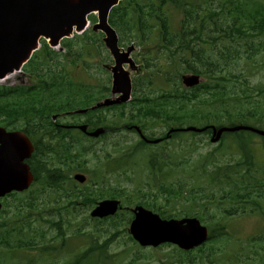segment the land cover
I'll return each mask as SVG.
<instances>
[{"label":"trees","instance_id":"16d2710c","mask_svg":"<svg viewBox=\"0 0 264 264\" xmlns=\"http://www.w3.org/2000/svg\"><path fill=\"white\" fill-rule=\"evenodd\" d=\"M110 23L120 33L121 41L134 42L137 46L147 50L142 57L146 62V67L151 69L154 76L160 78L161 84L166 82L165 101L164 96H151L153 92L147 95L138 94L140 91L143 92L141 90L143 84L140 80L135 81V100L133 102H136L139 107L136 108V114L132 115L130 124L137 122L142 123L143 126L146 124L153 125L161 119L166 121V126H170V128L172 126L183 127L188 121L193 120L204 121L206 125L212 122L218 124L232 122L230 124L234 125L236 122L233 121H238L240 124L264 127L262 125L264 123V111H260L259 108L243 110L241 104L235 107L228 101H224L223 97L229 92L225 88H221L220 84L206 85L205 91L200 93L184 89L179 80L181 73L188 72L203 75L215 73L217 76L215 78L218 81L226 79V76L229 78L245 77L246 79L248 74H245L247 72L251 74L252 69L258 64L256 58L264 48V0H123L112 9ZM96 41V36L88 33L84 36H78L75 42L66 41L64 46L69 50L70 59L64 58L60 53L45 45L34 55L26 67L30 73L44 78L42 85L10 92L9 98L5 101L1 99L2 95H0V125H18L19 128L24 125L30 131V129L46 126L42 121L51 120V114L55 112L69 107H89L96 100L105 97L106 93L110 91L108 84L104 89L96 92L91 91V93L85 90L84 85L74 84L70 73L71 67L80 61L85 62L86 70L91 67L84 57L92 55L93 48L99 47ZM233 43H236L237 47H234ZM242 47L251 53L248 57L249 61L243 66L233 59L231 53L232 50H235L237 55L241 54L240 48ZM224 56L226 57L224 58ZM160 57H165L169 64L167 66L162 65V69L157 70L154 61ZM65 59L68 62H64ZM152 84L154 81L151 80L146 85L152 86ZM155 84L159 85L157 81ZM7 89L3 87L0 92L8 94ZM241 92L244 93L242 98H249L248 90L244 89ZM192 102H198L204 108L200 109L196 105L189 109ZM249 117L254 120H249ZM97 119L101 122L103 117L98 116ZM19 120L25 122L19 124ZM31 133L38 136L37 133ZM180 134L182 133L176 132L173 136L179 137ZM191 134L197 135L198 133L191 132ZM255 135L249 131L226 133L219 146L223 147L226 140L229 145L234 142L242 160L233 165L228 164L222 170L218 167L216 160H211L214 153H210L205 159H210L212 166L204 165L202 176H199V179L212 184L215 181V174H217L219 185H222L226 183V180L232 179V174L238 175L243 166H247V173L250 172L251 167L255 165L254 160L257 156ZM170 154V152H166V156L160 154V160L155 156L149 162L153 175H157L156 173L165 175L166 181H161L159 188L160 190L163 189L166 194V207L172 205L173 200L182 198L185 189L184 184L181 185L182 183L178 182L177 177L173 176L174 172L169 162ZM132 155H134V151L128 152L125 157ZM165 163L168 167L166 173L163 172ZM196 170L194 169L190 173L193 174ZM42 171L45 170L39 171V175L42 174ZM51 178L52 182L55 183L63 181L62 178L53 176ZM170 179L171 182H169ZM246 188L242 186L237 191L230 189L225 195V197L232 195L229 199L234 204H241V206L228 209L225 206L221 208V204L215 203L223 216L222 218H217L212 214H204L208 204L212 202L209 197H204L202 201V213L199 212L198 208H195L197 211L195 214L202 221L206 220L211 227L216 225L211 229L210 240L224 242L222 248L219 249L222 250L223 246L228 247L227 258L231 257L232 254L230 253L236 250L239 245L235 244L236 241L232 234L228 233L226 219L223 218H229L240 211L246 213L248 209H257L260 206L259 201L253 197L254 193H250L249 197L243 195L244 192L248 193L244 191ZM253 190L254 188L251 187L250 192ZM139 191L145 198L142 203L157 208V194H153L152 190L147 193L142 189ZM152 196L155 197V200L147 201ZM195 196H191V199H194ZM67 199L66 209L77 212L78 204L74 200L75 198ZM93 202L94 199H91V205ZM60 224L54 223L55 226L59 227V230ZM69 224L72 223L69 222ZM87 225L90 227L88 232L83 228L84 225L75 231V234L88 235L90 238L91 246L84 256L92 257L100 254L101 262L105 264L106 260L110 261L109 264H134L138 261L139 258L135 255L125 263L122 259L126 256V250L117 254L109 252V244L114 243L116 234L120 232V230L118 231L119 225L123 226L122 232H127L126 223L111 221L106 224L105 221H100L87 222ZM8 228L9 224L6 228L3 225L1 230ZM111 229H116L117 233L112 234ZM101 234L106 235L107 238L99 243L98 236ZM208 245L206 244L203 248ZM9 246H11L10 243L6 247L9 248ZM242 254V252L234 254V261L236 260L238 263L247 262ZM192 262H194L193 259L190 260V263ZM209 262L211 264L214 261L210 260Z\"/></svg>","mask_w":264,"mask_h":264},{"label":"rangeland","instance_id":"374dc122","mask_svg":"<svg viewBox=\"0 0 264 264\" xmlns=\"http://www.w3.org/2000/svg\"><path fill=\"white\" fill-rule=\"evenodd\" d=\"M91 27L90 29H93V21L90 19ZM95 33H99L96 31ZM75 35V34H74ZM99 36L98 34H96ZM69 38H73L69 37ZM43 40V39H42ZM41 40V44H42ZM65 40V39H64ZM101 47L94 48L93 49V55L87 56V62L90 63V69L85 71L84 69H80L78 71V75H81L79 77L75 76L78 81H83L84 78H87V81L93 80L92 83L100 82L101 85L107 83L109 81V78L112 80V74H113V68L114 65V59L111 57V54L107 51L105 44H104V37L100 36V41L98 42ZM104 44V46H103ZM128 46H124L123 50H126ZM136 49L131 55L132 62L130 64L125 65V69L127 73L129 74L130 78L134 80L135 78H138L140 76H143L147 71L144 69L142 62L138 59V54L141 51V48L138 46H135ZM99 50L101 52H99ZM63 52V51H62ZM65 53V52H64ZM246 58L245 54H242V59L234 58V60L239 61L241 64L244 63ZM159 63L162 65H168V61L165 60V57L160 58ZM264 59L263 63H261L256 69H254V77L251 78V85L257 88L255 93L252 97H250L247 100L242 99L241 105L246 108V110H254L258 109L260 111H264V94L258 93L257 91L260 89L264 91ZM157 81L160 87L163 90H166V82L161 84L160 78L154 76V74H150L143 78V82L147 84L149 81ZM36 78H32L27 74L18 72L14 74L13 76L9 77V79L1 81L0 85H7V86H17L20 84H33L36 83ZM236 83V82H235ZM234 83V84H235ZM233 81H230L227 85L232 86ZM233 84V85H234ZM111 95V94H110ZM113 97V94L111 95ZM126 110H129V106L126 107ZM109 115H112L114 113V110L107 111ZM129 115V113H127ZM117 118L121 120V115H117ZM249 120H254L249 117ZM238 123V121H233ZM232 122H228L227 124H230ZM163 124L162 121H158V126L154 128H149L151 130H148L149 133H153L155 136H160L165 130L167 131V128H163L161 126ZM186 125H199L198 121H188ZM252 125V124H251ZM264 125V123L262 124ZM182 137L179 138H173L171 137L169 141L163 145H149L147 144L145 146L146 151H138L133 157H123L118 164L117 169L115 172L112 171H105L104 168H106L105 165H102L105 160L108 153H112L116 157L121 154V151L127 150L128 148L134 146L136 143L139 142L140 138L135 132H131L129 130H123L121 133L112 134L106 139H102L101 141L95 142V153H88L87 158L88 162L85 164V174L88 176V181L84 184H78L80 189H87L91 188L92 190L100 191L102 190L104 194H101L99 200L110 198L108 197L109 194L118 193L122 198L120 199L124 206L126 207H133L134 204H131V201H137L138 199L142 198V194L133 191L132 189L134 186H140L146 189V186L143 185L147 183L148 181H156V184L160 182L158 175L153 176L151 173V169L149 168L148 160L150 156L155 152H162L166 149L168 150H174L177 152V156L175 157L174 163H178L181 158L183 157L185 159V163H182L180 165H177V180L179 183H187L189 186H192V189L194 190L193 194H196L197 198L196 201L201 202L203 201L204 197H209L212 202L208 204V208L205 210L207 215H215L217 218H222V214L220 211L216 208L215 203L219 202V199H221V194L223 192H227L229 188L234 187L233 181L226 180V186L225 189H222V186L218 187L215 183L214 186L210 182H204L203 179H199V175L195 172L193 174L188 173L194 171V169L198 170L199 174H202L204 165H207V167H211L210 164L213 160H216V163L219 167H221L222 170H224L225 166H228V164H235L239 161H241V157L239 152L236 151V147H230L226 143V146L217 149V145L213 144L210 141L211 136L209 135H199V136H191L188 134H182ZM84 140H89L88 138H85L81 136ZM255 140H257V137H254ZM264 139L263 137H260ZM260 138H258V141L260 143L257 144L256 147V158H259L260 161L254 165V168L252 167L250 171V182H257L260 181L261 183L264 182V146L263 141L261 142ZM260 139V140H259ZM88 143V142H86ZM112 144H117V149H113ZM214 153V156H212L210 159L205 157L210 154ZM97 155V157H96ZM216 158V159H215ZM99 159L102 160L101 163H99ZM189 163V164H188ZM99 165V166H98ZM102 165V166H101ZM114 162L111 161L110 167H108V170H111L113 168ZM258 165L260 166L258 168ZM247 166H243L241 173L245 172L244 169H246ZM68 171L69 175H73L70 173V170L66 167L65 172ZM176 174V173H175ZM98 175H100L98 177ZM153 178H156L154 180ZM243 178L238 176L236 179L237 181L242 180ZM159 180V181H158ZM217 181V180H216ZM215 181V182H216ZM93 182V183H92ZM171 182V179L169 180ZM92 183V184H91ZM98 183V184H96ZM142 184V186H141ZM145 189H142L145 191ZM125 190V192L123 191ZM154 192L157 190L156 188L152 189ZM59 195L65 196L64 191L62 190H56L55 188L48 187L44 184V182L36 183L35 186L32 188L29 192H23L18 196V198H22L24 202H29L30 199L34 202L32 205H26L21 210H16V204H17V198L15 196H10L7 198V207L5 208V212L0 215V222H7L9 224V232L10 235L8 237L9 241L17 245L18 243H24L27 242V244L31 242H41V234H45V238L43 241H45L47 244L48 242L56 239V234L58 233L55 229V227H52L50 224L46 223L42 220L43 215H47L48 213H44L42 211H46L54 207L56 204V199ZM107 196V197H104ZM164 196L163 194H161ZM159 195L158 202L160 204H163V197ZM189 195H192L189 193ZM34 198V199H33ZM126 199V200H125ZM143 199V198H142ZM63 203V201H60ZM222 204L226 207H229L231 203H227L224 200H220ZM184 206V208H188L191 206H194L192 202H188L187 200H179L176 202L175 207L170 205L166 208V211L168 212H179L180 209ZM63 215L66 216L65 212H62ZM126 214V212H124ZM181 214V213H180ZM69 216V215H68ZM184 216L181 214L178 218H181ZM251 216V217H250ZM250 217V218H249ZM256 218V221L253 222V218ZM46 218H51L54 221H58L61 219L59 216L51 217V215H48ZM45 218V219H46ZM76 219H82L83 222H78ZM76 219H73L72 226L71 224H65L63 225L62 229L66 231V233L69 232V234H72L76 228L75 226L79 227V224H82L83 226L87 221H90L86 215L84 218L82 216L76 217ZM226 219L227 223V229L230 226V234H232L234 240L236 241L235 244L239 245L241 242L244 241V239L249 236L252 231L253 232H259L264 231V209L259 210L258 212L251 214H242L240 216H235L233 218H223ZM209 223V222H208ZM207 224V223H206ZM252 227L250 233L246 230L249 227ZM75 225V226H74ZM208 225V224H207ZM74 226V227H73ZM216 226V225H213ZM249 226V227H248ZM129 225L127 226V228ZM87 232L89 231L90 227L89 225L85 224L83 227ZM114 232V230H112ZM107 238L106 235L101 234L98 236L99 243H102ZM117 241H114V243L111 244V247L109 246V252L110 253H117L121 252L123 250H128L127 255L124 257L123 261H125V258L131 259V255L136 254H142L145 259H141L140 262L136 264H173L177 261L178 258H181L180 254L178 253L176 247L174 245L171 246H161L157 248L153 247H141L138 243L137 245L134 242H131L128 240V237L125 235H120L117 237ZM246 241H244L240 245V252H245ZM224 244L223 241L219 242H211L209 243V246L206 248L205 252H194L192 254V257L195 256L194 264H209L210 260H213L215 263L213 264H221L224 262H228V264H247V263H238L236 260L234 261V254L231 255L230 258L226 257V252H228V247L223 246V249L220 250L219 248H222L221 246ZM91 246L90 240L88 244V238L84 236L83 234H75L73 237H69L68 239L60 236L58 239L50 243L46 247H42L38 249L37 251H31V250H20L18 251L13 258V253L16 251V249H10L7 253L4 255L0 254V264H28V261H32V264H52V260L57 261L58 264H65L67 260L71 258V255L74 256L76 259L77 256L81 255L85 249H88ZM221 245V246H219ZM228 246V245H227ZM62 248L56 255L52 253V249ZM209 248V249H208ZM1 253L3 254L7 248L6 247H0ZM231 252V251H229ZM232 253V252H231ZM174 256V257H173ZM184 258L187 259L188 255L184 254ZM28 262V263H26ZM39 262V263H38ZM101 262V257L99 254H96L92 259L86 258L82 261V264H103ZM110 261L106 260V264H109ZM68 264V261L66 262ZM256 264H260V261H257Z\"/></svg>","mask_w":264,"mask_h":264},{"label":"water","instance_id":"95a60500","mask_svg":"<svg viewBox=\"0 0 264 264\" xmlns=\"http://www.w3.org/2000/svg\"><path fill=\"white\" fill-rule=\"evenodd\" d=\"M120 0H0V78L19 70L32 53L38 48L39 38L49 37L52 45H57L64 36L72 34L74 29L83 31L87 26V16L99 12L100 23L95 29L103 30L107 46L116 60L114 72V93H122L121 98L107 100L101 105H111L129 99L131 80L122 64L127 62L132 48L122 53L118 46L117 33L108 24L110 10ZM187 86L200 82L199 76H184ZM186 130L203 131L196 127ZM250 130L264 135V131L251 126L213 128L212 141L216 142L226 131ZM100 130L93 134H98ZM21 132L7 133L0 127V199L13 190L28 188L33 176L24 159L30 156L32 148ZM79 181H85L82 174L75 175ZM119 200H104L93 210V216L104 217L115 214ZM0 201V209H1ZM136 217L130 231L143 246H157L164 242L178 244L190 249L208 239V230L197 218L162 219L158 214L137 206Z\"/></svg>","mask_w":264,"mask_h":264},{"label":"flooded vegetation","instance_id":"af4514ba","mask_svg":"<svg viewBox=\"0 0 264 264\" xmlns=\"http://www.w3.org/2000/svg\"><path fill=\"white\" fill-rule=\"evenodd\" d=\"M83 124L88 125V131L92 130V129H90V122L89 121H82V120H78L75 118L57 119V120H52V122L48 121L47 127L43 128L46 130L42 129L44 132H46L45 137H44L45 141L47 140V138H51V139L56 140V143L59 145L60 142H63L64 140H66L68 138L70 140L74 137L75 138H81V136L88 138V139L94 138V137H91L82 131L80 126ZM111 132H112V129L109 128V129H107V132L105 134H111ZM138 134H139V136H141L140 133H138ZM103 136H101V137H103ZM57 149H59V148H57ZM67 150H68L67 146H62V151L66 152ZM62 154L64 155L63 152H62ZM40 155L43 156L44 151H42ZM28 162L30 164V169L32 170V172L35 176V171L39 172L40 170L43 169L41 167L45 163V159L43 157H34ZM44 174H46V173H44ZM35 179H36V177H35ZM47 185L51 188L56 187V184L51 183V182H48Z\"/></svg>","mask_w":264,"mask_h":264},{"label":"bare ground","instance_id":"6f19581e","mask_svg":"<svg viewBox=\"0 0 264 264\" xmlns=\"http://www.w3.org/2000/svg\"><path fill=\"white\" fill-rule=\"evenodd\" d=\"M11 75L8 76V78L10 77Z\"/></svg>","mask_w":264,"mask_h":264}]
</instances>
